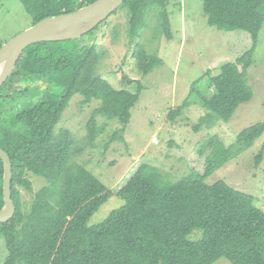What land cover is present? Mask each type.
Wrapping results in <instances>:
<instances>
[{
  "label": "trees",
  "instance_id": "1",
  "mask_svg": "<svg viewBox=\"0 0 264 264\" xmlns=\"http://www.w3.org/2000/svg\"><path fill=\"white\" fill-rule=\"evenodd\" d=\"M96 1L20 0L33 26ZM202 1L210 27L245 31L253 42L235 62L224 63L217 75L208 71L192 87L188 100L169 116L175 120L194 101L207 111L200 125H215L229 122L236 110L253 98L248 70L254 63L264 24V0ZM166 4V0H125L122 7L129 10V37L138 38L147 26V14L156 8L171 39ZM85 36L29 46L0 90V148L12 161V200L16 206L14 218L0 224L8 253L2 264H216L223 259L230 264H264V211L254 205V197L225 181L206 183L215 171L264 136V122L243 130L229 148L211 140L207 146L212 152L202 174L191 173L172 183L144 163L113 191L75 161L82 149H72L80 144L70 131L59 133L57 128L74 96L82 97V106L99 101L87 125L89 142L94 143L105 129L99 128L98 117L128 126L144 87L137 81L134 93L115 89L97 73L103 55L95 40L88 41ZM3 44L0 42V49ZM134 56L145 75L163 65L160 58L147 55L140 46ZM12 77L19 82L41 80L47 87L62 88L63 94L50 93V88L31 90L35 87L32 83L24 89H15L14 83L9 88ZM124 82L135 81L125 77ZM40 89L47 91L41 102L19 107L21 98ZM263 160L264 143L256 156L257 165ZM31 176L46 181L36 193ZM3 187L4 164L0 158V212L5 205ZM24 193L32 197L29 205ZM113 196L125 205L103 223L89 226L91 217ZM196 230L203 231L204 236L192 241L189 236Z\"/></svg>",
  "mask_w": 264,
  "mask_h": 264
},
{
  "label": "rangeland",
  "instance_id": "2",
  "mask_svg": "<svg viewBox=\"0 0 264 264\" xmlns=\"http://www.w3.org/2000/svg\"><path fill=\"white\" fill-rule=\"evenodd\" d=\"M166 3L171 39L167 38L161 26L159 10L155 8L147 14V26L136 40H132L128 31L129 10L122 6L108 18L106 25L84 35L88 41L95 40L97 50L103 55L97 73L115 89L134 93L137 81L143 85L139 102L132 110L130 124L124 126L117 120L98 117L99 128L105 126V129L96 142L90 143L87 125L100 102L82 106V97L76 95L57 128L59 133L70 131L80 144L72 149V152L82 149L75 161L113 191H117L144 163L158 169L162 177L172 183L191 173L202 174L212 152V148L207 146L211 140L220 141L229 148L236 144L243 130L264 122V24L253 57L254 63L248 70L252 100L242 104L227 123L200 125L207 111L194 101L181 116L170 119L171 112L188 100L192 87L208 71L211 70L212 76L217 75L224 63L235 62L251 49L253 42L251 35L245 31L225 32L210 27L202 0H166ZM32 26V17L20 0H0V42L7 43ZM138 46L147 55L160 58L163 65L145 75L134 56ZM125 77L135 82L125 83ZM26 82L12 77L8 87L14 83L15 89H24L32 83L35 87L31 90L50 88V93L63 94L62 88L47 87L41 80L32 78V81ZM46 92L40 89L30 93L18 101L19 107L41 102ZM263 143L264 136L237 159L215 171L206 183L213 185L225 181L234 189L253 196L254 205L264 211V160L260 165L256 163ZM30 180L35 193L46 185L40 177L31 176ZM23 196L29 205L32 197L27 193ZM124 205L121 198L113 196L91 217L88 225L103 223L114 210ZM203 236V231L196 230L189 238L198 241ZM2 251L7 254L5 241L0 236V259ZM2 263L3 260H0ZM216 264L230 262L223 259Z\"/></svg>",
  "mask_w": 264,
  "mask_h": 264
},
{
  "label": "water",
  "instance_id": "3",
  "mask_svg": "<svg viewBox=\"0 0 264 264\" xmlns=\"http://www.w3.org/2000/svg\"><path fill=\"white\" fill-rule=\"evenodd\" d=\"M125 0H97L93 4L68 14L48 17L17 35L0 49V90L11 77L25 50L43 42H62L78 39L104 23ZM4 164V201L0 224L14 218L16 206L12 200L13 166L7 152L0 148Z\"/></svg>",
  "mask_w": 264,
  "mask_h": 264
},
{
  "label": "crops",
  "instance_id": "4",
  "mask_svg": "<svg viewBox=\"0 0 264 264\" xmlns=\"http://www.w3.org/2000/svg\"><path fill=\"white\" fill-rule=\"evenodd\" d=\"M1 259L0 260H3V262L5 261V259L7 258V255H8V253L5 255V253L2 251V253H1Z\"/></svg>",
  "mask_w": 264,
  "mask_h": 264
}]
</instances>
